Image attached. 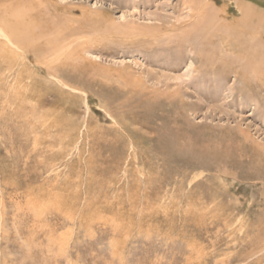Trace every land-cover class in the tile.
I'll use <instances>...</instances> for the list:
<instances>
[{"label":"rangeland","instance_id":"obj_1","mask_svg":"<svg viewBox=\"0 0 264 264\" xmlns=\"http://www.w3.org/2000/svg\"><path fill=\"white\" fill-rule=\"evenodd\" d=\"M5 25L0 264H264V0H0Z\"/></svg>","mask_w":264,"mask_h":264},{"label":"bare ground","instance_id":"obj_2","mask_svg":"<svg viewBox=\"0 0 264 264\" xmlns=\"http://www.w3.org/2000/svg\"><path fill=\"white\" fill-rule=\"evenodd\" d=\"M13 18V17H12ZM15 19V18H14ZM19 19V18H18ZM11 21V20H10ZM17 26V25H16ZM13 27V26H12ZM17 29L14 28H9L8 25H5V29L3 27H0V33L3 37H5L7 43L12 44L15 48L17 46H15V44L17 45H23L25 44L23 42V38H21V36L16 32ZM29 30V29H28ZM29 33H31L29 31ZM26 42V41H25ZM23 48V47H22ZM59 52V51H58ZM56 53V52H55ZM53 53V54H55ZM238 53V52H237ZM207 58V57H206ZM51 59V58H50ZM264 63V62H263ZM255 65V64H254ZM259 65V64H258ZM261 65V64H260ZM257 66V65H256ZM263 66V65H262ZM258 69V68H256ZM253 76V75H252ZM260 76V75H259ZM249 79V78H248ZM259 79V78H258ZM249 83V82H248Z\"/></svg>","mask_w":264,"mask_h":264}]
</instances>
